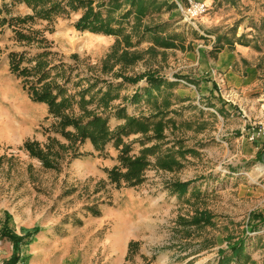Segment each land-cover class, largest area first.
I'll return each mask as SVG.
<instances>
[{
  "label": "rangeland",
  "instance_id": "374dc122",
  "mask_svg": "<svg viewBox=\"0 0 264 264\" xmlns=\"http://www.w3.org/2000/svg\"><path fill=\"white\" fill-rule=\"evenodd\" d=\"M156 1L163 3L160 10L149 5L139 21L164 23L160 35H175L177 46L148 52L145 49L153 45L148 37L130 48L141 53V59L132 65L117 64L111 72L102 71V63L117 37L76 30L74 22L81 11L34 26L43 30L50 44V60L65 65L69 93L96 78L121 82L115 76L120 72L154 73L174 81L153 93L159 102L164 97L170 101L167 117L175 123L164 129L162 150L174 142L192 150L178 156L182 166L161 170L151 157L141 184L116 188L105 172L118 163L113 143L98 153L86 141L79 148L82 155L72 160L66 155L58 169H46L30 157L20 148L26 139L41 144L48 135L62 143L67 140L52 128L54 119L48 116L47 105L32 101L20 79L9 71L8 53L29 46L17 42L12 29L4 25L0 27V227L7 214V224L17 234L35 226L52 230L48 246L72 257L69 264H236L233 260L220 263L218 250L230 254L227 246L237 239H242L249 256L237 264H262L264 143L247 146L246 133L253 125H264V0L214 5L192 22L184 20L168 0ZM3 4L9 9L3 16L29 13L23 4L0 0V8ZM127 7L123 5L115 16ZM136 20L132 13L129 25ZM128 22H124L127 32ZM55 77L63 82V77ZM98 87L104 83L99 81L93 91ZM146 87L145 79L122 84L113 106L124 105L128 115L154 112L153 101L143 98L130 103L122 98ZM87 107L96 108V102ZM123 121L111 114L109 126ZM142 137L123 138L131 144L132 154H138ZM174 181H190L187 191L182 195L173 191ZM203 209L212 213V225L178 224L179 216L188 218ZM130 240L138 244L126 257ZM12 252V243L0 239V264Z\"/></svg>",
  "mask_w": 264,
  "mask_h": 264
},
{
  "label": "trees",
  "instance_id": "16d2710c",
  "mask_svg": "<svg viewBox=\"0 0 264 264\" xmlns=\"http://www.w3.org/2000/svg\"><path fill=\"white\" fill-rule=\"evenodd\" d=\"M11 4H23L29 9V13L3 16L4 12L9 13L7 5L3 4L0 8V27L7 25L12 29L15 40L29 47L28 50L23 48L8 53L9 71L20 79L22 88L32 101L47 105L48 116L54 119L52 128L67 140V143H62L56 137L48 135L46 143L41 144L36 140L26 139L20 147L22 150L26 151L30 157L39 160L44 168L58 169L60 161L66 155L69 160L81 156L82 152L79 148L86 141H90L98 153H103L107 144L113 143L118 151L116 156L118 163L105 169V172L109 182L116 188L141 184L145 179V171L152 165L151 157H154L153 165L161 170L172 171L182 166L178 156L182 157L192 150L183 148L182 142H174L172 146L162 150L161 143L165 139L164 129L167 124L174 126L175 123L167 117L171 111L169 110L170 101L164 97L159 102L158 94L153 93V90L159 92L163 86H172L174 81L154 73L127 76L120 72L115 76H118L121 82L115 83L96 78L91 82L88 80L87 86L76 93H69L66 83L70 78L66 75L65 65L62 62L55 64L50 60L49 57L53 55L50 44L43 30L34 26L38 21L50 23L55 18L81 11L74 22L76 30L117 37L102 63V71L111 72L117 64L132 65L141 59V53L130 51V48L140 45L148 37H151L153 42L152 46L145 49L148 52L157 53V47L177 46L174 40L175 35L167 37L160 35L166 29L164 23L148 25L141 24L139 21V18L145 15L149 5H155L157 11L163 3L157 4L156 0H11ZM125 4L128 7L115 16V13L122 10ZM132 13L137 20L129 25L128 21ZM125 21L128 22L129 32L124 26ZM221 39L223 36L218 38V40ZM53 71L55 76L63 77L62 83L52 75ZM141 79H145L147 83L143 92L137 88L130 96L122 98L130 103H138L143 98L147 102L153 101L154 112L140 116L128 115L124 105L113 106L112 102L119 97L118 89L122 84H135ZM99 81L104 83V87H98L93 91ZM93 102H96V108H88L87 105ZM75 106L78 107V112L75 111ZM111 114L123 119V123L110 128ZM131 134L143 136L138 154H132L131 144L123 141L124 137ZM148 142L153 143L147 146ZM189 184L190 181H174L170 183V187L182 195L187 191ZM7 219L6 214L0 227V239L10 241L13 252L2 264H16L20 259V246L31 242L40 227L35 226L23 234H17L9 228ZM212 219V213L203 209L196 210L188 218L179 216L177 222L183 227H202L212 225ZM137 244V241H129L126 257L137 247ZM227 249L230 250V254L226 253V249L218 250L220 263L233 260L237 264L243 257L249 258L244 253L245 246L242 239L230 241Z\"/></svg>",
  "mask_w": 264,
  "mask_h": 264
},
{
  "label": "crops",
  "instance_id": "0c3cea01",
  "mask_svg": "<svg viewBox=\"0 0 264 264\" xmlns=\"http://www.w3.org/2000/svg\"><path fill=\"white\" fill-rule=\"evenodd\" d=\"M204 2L209 8L212 6L219 5H232L236 0H195ZM209 36V35H208ZM225 114V110H222ZM244 139V136H241ZM239 141V138L235 139ZM264 142L257 141L255 143L247 141V146L255 144V146H260ZM49 235V236H48ZM52 235V230L41 228L37 235L28 244H24L21 247L20 260L18 264H69L72 257L62 251L61 248L57 249V246H48L50 243L49 237ZM126 251V250H125ZM125 255V252H124ZM74 259V257H73Z\"/></svg>",
  "mask_w": 264,
  "mask_h": 264
},
{
  "label": "built area",
  "instance_id": "2783aa9c",
  "mask_svg": "<svg viewBox=\"0 0 264 264\" xmlns=\"http://www.w3.org/2000/svg\"><path fill=\"white\" fill-rule=\"evenodd\" d=\"M175 5L176 9L182 14L184 20L192 22L203 16L208 11V6L204 2L195 0H168ZM249 142L264 141V125H253L246 133Z\"/></svg>",
  "mask_w": 264,
  "mask_h": 264
},
{
  "label": "water",
  "instance_id": "95a60500",
  "mask_svg": "<svg viewBox=\"0 0 264 264\" xmlns=\"http://www.w3.org/2000/svg\"><path fill=\"white\" fill-rule=\"evenodd\" d=\"M262 162H263V164H264V152H263V154H262Z\"/></svg>",
  "mask_w": 264,
  "mask_h": 264
}]
</instances>
